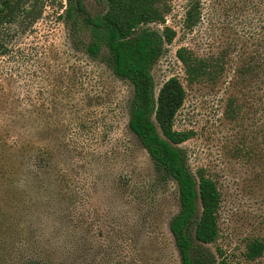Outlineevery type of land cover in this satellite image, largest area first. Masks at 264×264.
I'll use <instances>...</instances> for the list:
<instances>
[{
  "label": "rangeland",
  "instance_id": "obj_1",
  "mask_svg": "<svg viewBox=\"0 0 264 264\" xmlns=\"http://www.w3.org/2000/svg\"><path fill=\"white\" fill-rule=\"evenodd\" d=\"M24 1L16 19L0 25L7 50L0 53V264L29 256L52 264H181L169 228L180 209L178 186L157 180L129 129L133 85L86 50L84 19L103 14L106 1L82 0L78 10L72 0L70 20L71 0ZM167 1L166 24L149 26L169 25L177 37L152 75L156 93L172 76L184 84L176 128L192 137L180 146L192 171L205 170L222 193L220 235L204 246L239 264H264V254L246 255L252 239L264 240L262 92L260 81L240 82L237 72L264 52V0H193L202 17L192 30L184 25L192 0ZM181 47L223 71L189 83Z\"/></svg>",
  "mask_w": 264,
  "mask_h": 264
},
{
  "label": "trees",
  "instance_id": "obj_2",
  "mask_svg": "<svg viewBox=\"0 0 264 264\" xmlns=\"http://www.w3.org/2000/svg\"><path fill=\"white\" fill-rule=\"evenodd\" d=\"M105 1L107 8L103 14L88 15L84 19L90 30L86 50L93 59L104 57V61L118 78L128 80L133 85L129 129L137 136L154 162L157 180L167 183L172 179L178 186L180 209L171 218L169 228L175 239L181 264H239L222 254L216 256L204 246L214 243L220 235L218 212L222 193L216 180L205 170L192 171L187 154L180 146L192 137L191 131L176 128V116L187 97L186 88L179 77L172 76L156 93L152 68L168 45L173 43L177 31L169 25L162 30L149 25L166 24L167 16L171 12L170 4L167 0ZM38 3L37 0L35 4L39 5ZM82 7V0H79L76 8L80 10ZM74 9L71 0V6L65 14L67 19L73 18ZM18 10L20 12L21 8L18 9L15 3L8 4L5 13L2 8L0 25L5 21H14ZM40 13L37 7L29 12L33 19ZM201 17L199 3L192 0L186 11L185 27L194 29ZM262 28L264 29V24ZM6 51L0 44V53ZM177 55L191 84L219 76L224 69V64L197 56L187 47L179 48ZM237 72L240 82L260 81V100L264 110V52L256 57L250 56ZM233 103L234 100L231 105ZM230 114L233 118L239 115L234 107L230 108ZM30 170L27 173L31 175L34 170ZM193 227L196 242L192 238ZM263 254L264 240L252 239L248 244L247 257L255 260ZM19 264L52 262L29 256Z\"/></svg>",
  "mask_w": 264,
  "mask_h": 264
},
{
  "label": "flooded vegetation",
  "instance_id": "obj_3",
  "mask_svg": "<svg viewBox=\"0 0 264 264\" xmlns=\"http://www.w3.org/2000/svg\"><path fill=\"white\" fill-rule=\"evenodd\" d=\"M24 2H25L24 0H1V14H2V8L4 9V13L8 10V4L15 3L16 7L19 9L23 7Z\"/></svg>",
  "mask_w": 264,
  "mask_h": 264
},
{
  "label": "water",
  "instance_id": "obj_4",
  "mask_svg": "<svg viewBox=\"0 0 264 264\" xmlns=\"http://www.w3.org/2000/svg\"><path fill=\"white\" fill-rule=\"evenodd\" d=\"M0 15H1V0H0Z\"/></svg>",
  "mask_w": 264,
  "mask_h": 264
}]
</instances>
